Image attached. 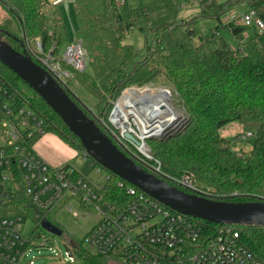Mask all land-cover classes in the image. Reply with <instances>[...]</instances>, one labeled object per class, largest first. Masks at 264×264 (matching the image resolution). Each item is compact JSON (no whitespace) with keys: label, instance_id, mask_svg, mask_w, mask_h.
<instances>
[{"label":"trees","instance_id":"16d2710c","mask_svg":"<svg viewBox=\"0 0 264 264\" xmlns=\"http://www.w3.org/2000/svg\"><path fill=\"white\" fill-rule=\"evenodd\" d=\"M0 2L13 15L21 33L19 37L7 29H0L4 42L27 54L24 39L29 44L39 39L45 54L52 53L56 60L61 59L62 47L71 42L55 10L57 6H47L45 0ZM243 5L264 23V0H226L222 3L203 0L200 12L193 17L142 28L144 46L135 50L124 43L135 25L123 19L120 0H75V41L83 42L92 75L71 70L72 79L63 89L106 135L104 126L89 112L91 109L82 105L72 91L71 83L76 82L95 98L92 111L106 120L115 102L129 88L170 90L189 121L165 140H148L154 159L150 164L159 162L162 171L174 179L193 177L202 192L200 195L212 200L264 202V31H256L254 36L246 38L250 28L235 22L225 24L221 20ZM201 20L217 21L216 33L228 31L238 49L225 41L211 48V39L199 32ZM0 77L11 86L17 102H25L41 114L47 133L54 134L80 154L85 151L52 109L1 63ZM234 122L242 123L252 133L250 152H233L231 142L221 135V131ZM119 149L152 173L132 155L134 149L131 153ZM105 171L110 175L103 189L106 200L124 206L130 199L117 186L121 179ZM166 182L176 187L169 180ZM17 210L19 214L31 215L35 225L47 218L45 213L30 206L22 192ZM203 222L208 229L221 226ZM233 226L239 232L241 243L264 263V227ZM67 240L75 257L74 264H108V258L118 260L115 255L97 256L84 250L75 238Z\"/></svg>","mask_w":264,"mask_h":264},{"label":"built area","instance_id":"2783aa9c","mask_svg":"<svg viewBox=\"0 0 264 264\" xmlns=\"http://www.w3.org/2000/svg\"><path fill=\"white\" fill-rule=\"evenodd\" d=\"M65 1L55 0L52 6ZM229 22L264 31V23L249 9L232 12ZM24 42L27 55L62 88H67L72 79L71 70L84 73L87 69L89 55L81 40L67 45L60 60L52 53L45 54L39 39L33 45L26 39ZM130 89L143 88H129L124 93ZM121 99L114 104L108 119L107 136L125 152L134 149L132 155L146 164L151 174L169 180L185 192L202 194L193 177L174 179L162 171L159 162L150 164L154 159L149 137L166 136L175 124L160 135L149 136L143 134L140 122L135 119H130L127 129H118L117 108ZM131 120L137 128H130ZM100 122L103 124V119ZM46 134L41 114L27 103L17 102L11 86L0 77V264H23L32 249L40 247L41 240L49 242L40 233L43 221L35 225L31 234L24 233L22 214L17 210L20 192L52 224L49 216L63 212L84 226L92 221L84 246L97 256L115 255L120 264H264L241 243L233 225L208 229L203 220L179 214L122 180L117 186L130 200L124 206L107 201L103 189L110 175L86 151L80 154L85 169L51 166L33 148L34 142ZM126 134L132 135L138 144L127 140ZM251 137L249 133L242 139ZM54 225L64 232L59 224ZM65 246L69 247V240ZM74 263L73 252L69 256L66 251L62 264Z\"/></svg>","mask_w":264,"mask_h":264},{"label":"water","instance_id":"95a60500","mask_svg":"<svg viewBox=\"0 0 264 264\" xmlns=\"http://www.w3.org/2000/svg\"><path fill=\"white\" fill-rule=\"evenodd\" d=\"M0 63L33 90L80 141L83 149L105 170L173 211L216 225H257L264 227V202L215 201L180 190L147 172L126 156L96 123L69 97L58 82L27 54H22L0 38ZM169 136V135H167ZM149 137V140H165ZM125 138L138 144L130 134ZM41 227L61 237L63 231L45 220ZM69 256L72 252L68 246Z\"/></svg>","mask_w":264,"mask_h":264},{"label":"rangeland","instance_id":"374dc122","mask_svg":"<svg viewBox=\"0 0 264 264\" xmlns=\"http://www.w3.org/2000/svg\"><path fill=\"white\" fill-rule=\"evenodd\" d=\"M201 1L203 0H127L126 5L124 7H120V12L125 22L133 23L135 27L128 32V34L125 37L124 43L127 45H131L135 50L142 48L144 46V34L141 30L142 28H145L146 26L156 27V26H161L165 23H171L175 20L187 19L188 17L193 16L197 14V12H199ZM215 1L223 2L225 0H215ZM45 2L47 6H51L48 0H45ZM72 4H73V0L71 1L68 0L63 5H60L55 9L66 27V31L70 42H74L76 40L74 34L75 19L72 8L73 5H75V3L73 5ZM230 14L231 13L222 17L221 20L223 23H225L228 20ZM217 25L218 22L214 20H201L198 26L200 34L202 36H208L211 39L210 41L211 48L213 49L217 48L219 47L221 41H225L233 49H238L237 43L235 42V40L232 38V36L229 34L228 31H221L220 34L216 33L215 27ZM2 28L7 29L16 36L21 37L20 29L13 15L0 2V29ZM255 34H256V30L250 29L245 36L246 38L248 37L250 38ZM30 44L33 45V43ZM64 50L65 48L62 47L61 50L62 56L64 54ZM85 74L89 76L92 75V69L89 65V62L87 63V69L85 71ZM146 88L152 90L162 89L164 91H168L171 93L170 97L167 98V102L170 105L171 111L176 115V117H178L179 121L177 122V124H175V126H173L169 130L170 134L168 135H172L175 132L179 131L181 128H183L185 124L189 121L188 116L184 108L174 97L172 92L164 87H157V88L145 87L143 89ZM71 89L75 93V95L81 99V101L83 102L82 105L91 109L89 110V112L96 120L100 122V120L103 119V124L102 122L100 123L101 125L104 126V128H106V126L108 125V120H106L104 116L102 117L101 115L97 114V112L92 111L96 103L95 98H93L91 95L86 93L76 82L71 83ZM123 93L120 96V98H122ZM131 124L132 126L130 128H137L133 124L132 120H131ZM248 134L249 132L245 129V126L240 122L231 123L221 131V135L231 142V150L235 153H241V152L247 153L252 150L253 139L248 138L245 141L242 139L244 136L245 137L248 136ZM42 138L34 142L33 148L36 152L37 151L39 152L40 150V148L37 147V144ZM150 146L151 145H149V148ZM72 150H68V149L60 150L55 146L48 145L45 147L44 152L50 153L51 156L57 157L58 159L61 158L62 160L67 158L68 156L67 151H68L70 155H73V158L69 161H65L64 165L68 164L70 166H76L79 169H85V165L81 160L80 153L75 155V153ZM91 174L92 176H95L94 173ZM21 217H22V223L24 225V233L31 234V232L36 227L35 222L33 221L31 215H28L27 213H22ZM49 219L54 224H59L61 228H63L64 230L63 237H55L47 233L45 230H40V233H42V235L47 237L49 242L46 243L44 240H41L40 247L33 248L23 264H29V261H34V264H62V261L66 254L65 242H67V239L69 238H75L79 243L82 244L84 250L88 251L87 248L84 246V238L91 228V224L93 223L92 221L91 223L89 222L86 226H84L82 222H80L79 220L72 217V215L66 212H63L61 214L54 213L53 215L49 216ZM108 264H120V263L118 260L114 258H108Z\"/></svg>","mask_w":264,"mask_h":264},{"label":"bare ground","instance_id":"6f19581e","mask_svg":"<svg viewBox=\"0 0 264 264\" xmlns=\"http://www.w3.org/2000/svg\"><path fill=\"white\" fill-rule=\"evenodd\" d=\"M169 97L170 93L162 89L126 91L117 108V128L127 129L132 118L140 122L145 136L160 135L179 121L167 102Z\"/></svg>","mask_w":264,"mask_h":264},{"label":"crops","instance_id":"0c3cea01","mask_svg":"<svg viewBox=\"0 0 264 264\" xmlns=\"http://www.w3.org/2000/svg\"><path fill=\"white\" fill-rule=\"evenodd\" d=\"M55 0H48V2H49V4H51V6H52V3L54 2ZM66 1H68V0H66ZM65 1V2H66ZM69 1H71V0H69ZM126 1L127 0H120V2H123V4L122 5H120V7H124L125 5H126ZM215 1V0H214ZM226 1V0H225ZM64 2V3H65ZM224 2V1H223ZM63 3V4H64ZM75 3V0H73V4ZM218 3H222V2H218ZM63 4H61V5H63ZM72 4V5H73ZM60 6V5H59ZM58 7V6H57ZM73 15H74V5H73ZM244 8V9H243ZM248 10V8H247V6L246 5H243V6H241L240 8H238V9H236V10H234V11H236V12H239V13H242V12H245V11H247ZM199 12H200V10H199ZM199 12H197V14L199 13ZM234 13V12H233ZM196 15V14H195ZM194 16V15H193ZM193 16H190V17H193ZM190 17H188V18H190ZM187 18V19H188ZM74 19H75V15H74ZM182 20H186V19H182ZM180 21V20H179ZM174 22V21H173ZM229 22V18H228V20L225 22V24L226 23H228ZM172 23V22H171ZM166 24V23H165ZM153 27H155V26H153ZM75 29H76V23H75ZM75 29H74V32H75ZM75 42V41H74ZM71 43H73V42H71ZM131 46V45H130ZM61 57H62V55H61ZM48 145H51V146H55V147H57V148H59L60 150H66V149H68V150H72V148H70L68 145H66L64 142H62L57 136H55L54 134H50V133H48V134H46L40 141H39V143L37 144V147H39L40 148V150H39V152L37 151V153L48 163V164H50L51 166H53V167H62V166H65L64 165V163H65V161H69V160H71L72 158H73V155H70V153H68V151H67V154H68V156H67V158H65V159H62L61 160V158H57V157H53V156H51V154L50 153H46V152H44V149H45V147L46 146H48ZM36 147V148H37ZM74 153H75V155H77L78 154V152L77 151H75L74 149L72 150ZM66 165H68V164H66Z\"/></svg>","mask_w":264,"mask_h":264}]
</instances>
